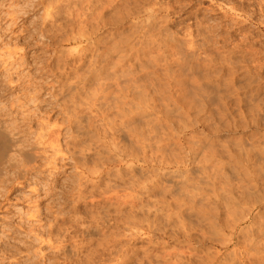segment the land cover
Masks as SVG:
<instances>
[{
    "label": "clouds",
    "instance_id": "obj_1",
    "mask_svg": "<svg viewBox=\"0 0 264 264\" xmlns=\"http://www.w3.org/2000/svg\"><path fill=\"white\" fill-rule=\"evenodd\" d=\"M189 3L0 0V137L10 146L0 159V264H123L138 229L156 230L153 213L172 219L179 211L191 214L197 223L190 231L203 238L177 240L188 250L175 256L158 251L163 240L154 238L145 258L212 264L206 250L227 244L224 214L231 219L237 206L228 193L264 201V0ZM105 8L107 27L98 34L95 21ZM68 29L81 55L103 49L87 86L60 71L63 59L56 72L47 67L48 37ZM21 36L23 47H10ZM25 48L32 63L20 55ZM53 112L67 153L58 169L49 163L54 134L46 121ZM216 113L219 124L210 119ZM127 160L135 167L122 172ZM101 171L108 173L104 191H131L134 202L89 205ZM25 184L9 202L8 190ZM157 190L177 212L161 206ZM241 239L245 250L226 249L222 264H241L242 257L264 264V242Z\"/></svg>",
    "mask_w": 264,
    "mask_h": 264
},
{
    "label": "rangeland",
    "instance_id": "obj_2",
    "mask_svg": "<svg viewBox=\"0 0 264 264\" xmlns=\"http://www.w3.org/2000/svg\"><path fill=\"white\" fill-rule=\"evenodd\" d=\"M207 4V0H205V5ZM189 6L190 7H192V8H195V7H197L198 5H197V0H190V3H189ZM106 9V10H105ZM105 9H103L102 11V13H104L103 14V16L102 15H100V13H99V17L100 18H102V19H100L101 20V22L99 21V18H98V20H96L97 21V23H96V21H95V25H96V27H97V31H98V34H99V31L101 30V29H103V28H106L107 27V24H106V22H105V17H107V15H108V13H109V9L107 10V8H105ZM101 13V14H102ZM103 21V22H102ZM104 23V24H103ZM98 24V25H97ZM46 28H51V25H46L45 26ZM69 30V29H68ZM71 30V29H70ZM70 30L69 31H67V32H56V33H52L49 37H48V41H50V43H49V46H48V49H47V54H48V56L50 57V59L48 60V62H47V67L52 71V72H56L57 71V68L58 67H60V65H61V60L63 59V67H64V69H63V67H61L60 68V71L61 72H65L66 74H64V75H66L67 77H71L72 79L74 78V77H76V75L78 76V73L76 72V71H79L78 69H80V67H81V69H83L84 71V73L82 72L80 75H82V74H89V72H90V74L92 73V72H95V67H94V63L95 64H97V59H98V57H99V59L101 60V58H100V56H103L102 54H103V49H101V48H97V50H96V54L94 55V54H92V53H86L87 54V57H86V55L83 57V59L82 60H79V59H76L77 58V53H78V50H80V46H79V44H72V43H70V42H64V40H66V38L65 37H67L71 32H70ZM54 35V36H53ZM61 38V39H60ZM58 40V41H57ZM48 41H46V42H48ZM60 41H61V43H60ZM56 44V45H55ZM23 45H24V41H23V36H21L20 37V39H19V42L16 44V45H14V46H10V47H15V48H17V49H19V48H22L23 47ZM55 45V46H54ZM3 47V45H0V48H2ZM61 48V49H63V50H65L64 51V57L62 58L60 55H56V56H52V51L54 50V49H56V48ZM71 49V50H70ZM74 49V50H73ZM44 51V49H43V46H39V47H37L36 49H35V52H36V54L37 55H40L42 52ZM69 51V52H68ZM77 52V53H76ZM68 53H69V55H68ZM101 54V55H100ZM20 55H23V56H25V58L28 60V62L29 63H32L33 62V60H32V57H33V52L32 51H30L29 49H27V48H25L24 49V51L22 52V53H20ZM76 55V56H75ZM100 55V56H99ZM86 57V58H85ZM84 58L86 59V60H84ZM98 59V64H99V62H100V60ZM75 60V61H74ZM76 60H78V61H76ZM74 61V62H73ZM80 61V62H79ZM82 61V62H81ZM83 61H84V63H83ZM75 62L77 63L78 62V64L79 63H82V64H80V65H77V67L75 66L76 64H75ZM114 62V61H113ZM66 63H67V65H66ZM69 63V64H68ZM115 63V62H114ZM113 63V64H114ZM65 65V66H64ZM74 66V68H73V66ZM68 66H69V68H68ZM71 66H72V68L73 69H71ZM80 66V67H79ZM52 68V69H51ZM77 68V69H76ZM64 71H63V70ZM68 69V70H67ZM70 70H72V71H70ZM75 70V71H74ZM68 71H69V73H68ZM80 71H79V73H80ZM73 73V74H72ZM75 73H77L76 75H75ZM69 74V75H68ZM58 75H59V73H58ZM73 75V76H72ZM261 75H264V70H261ZM90 76L91 75H88V76H85L87 79H89L90 78ZM79 77V76H78ZM78 77H76V78H74V79H77ZM82 78H84V76H81ZM80 78V77H79ZM92 78V77H91ZM91 78L89 79V80H91ZM81 79V78H80ZM88 80V81H89ZM93 90L95 89V84H93ZM229 111H231V109H229ZM48 119H47V121L46 122H48V124L49 125H52L53 126V124L55 125V124H57L58 126H60L61 125V127H64V125H63V122H62V120H60V119H58V117H59V112H53V113H49L48 114ZM210 119H215V121L219 124L220 123V113H216L215 114V116L213 117V116H210ZM54 120V121H53ZM54 122V123H53ZM56 125V126H57ZM221 143L222 144H227V140H222L221 141ZM151 154L152 153H149L148 155H150L151 156ZM153 155V154H152ZM160 155H161V157H164L165 156V154H163V153H160ZM91 157V156H90ZM61 158V159H60ZM59 158V161H57V163H56V165H57V167L59 168L60 167V162L61 161H64L65 160V158L63 157H60ZM91 158H93V157H91ZM58 163H60L59 165H58ZM133 166L135 167V161H134V163H133ZM122 167V172L124 171V170H126L127 168H125V166L124 165H122L121 166ZM57 168V169H58ZM136 173H137V175H139V169H136ZM107 175V174H106ZM108 176V175H107ZM107 176L104 178H102V182L103 183H101V184H99V186H100V188L98 189V194L97 195H94V199H92V197L89 199V201H88V203H89V205H93V204H91V201L92 200H94V201H92L94 204H96L97 202H101V203H104L105 201H104V197H108V196H110L109 194L111 193H109L108 191H106L105 193H107L108 192V195H106L105 196V193H104V190H102V189H104V183H105V185L108 183V180H107ZM97 182V181H96ZM98 184V183H97ZM103 185V186H102ZM24 187H27V185L25 184V185H21V186H18V187H11L9 190H8V197H7V199H8V201L9 202H12V203H15V198H16V196H17V193L18 192H20V191H22L23 190V188ZM101 187H103V188H101ZM106 187H107V185H106ZM239 188V187H238ZM236 189V191L237 192H239V189ZM113 191H117L118 192V194H119V196L121 197V204H123L125 207H127V206H129L127 203H129L128 201V199H126V197H123V196H128L129 195V193L131 192V191H128V190H123V191H120V190H113ZM120 191V192H119ZM103 193H104V195H103ZM132 193V192H131ZM112 194V193H111ZM121 194V195H120ZM133 195H135L134 193H132ZM208 193H206L205 195L206 196H209V195H207ZM209 194H210V192H209ZM123 195V196H122ZM229 195V194H228ZM234 194L233 193H231L230 192V196L231 197H234L233 196ZM104 196V197H103ZM163 197V193H161L160 192V190H157V195H156V197H154L155 199H160L161 200V206L163 207L165 204H167V208H168V211L169 212H173V211H176L177 212V205H175V203L174 202H170L171 201V197L169 196L168 197V199L167 200H164V198H162ZM236 197V199H237V206L239 207V206H241V207H239V209L241 210V212H242V210H247V207H249V206H251L252 204H254V203H252L251 204V202L250 201H248V200H240L241 201V203H240V201H239V199H238V197L237 196H235ZM99 200H98V199ZM123 198V199H122ZM125 198V199H124ZM128 198V197H127ZM97 199V200H96ZM102 199V200H101ZM236 199H234V200H236ZM127 200V201H126ZM103 201V202H102ZM126 201V202H125ZM252 201V200H251ZM256 200H254V202H255ZM123 202V203H122ZM247 204L248 202H249V204H251V205H246L245 203ZM43 201H39L38 202V206H41V205H43ZM125 203V204H124ZM164 203V204H163ZM187 203V202H186ZM239 204V205H238ZM246 205V206H245ZM262 205H264V201H260V202H258V209L257 210H255L254 211V214L258 211H260V213H262L261 214V216L262 215H264V210H262V209H264V207H262ZM80 206H81V204H80ZM244 206V209H242V207ZM82 208H83V204H82V206H81ZM245 207H246V209H245ZM260 207V208H259ZM176 208V209H175ZM175 209V210H174ZM260 209V210H259ZM239 210V211H240ZM262 210V211H261ZM8 211L10 212L11 211V209H8ZM199 211V210H198ZM182 212V213H181ZM181 212H178V214H177V216H175V217H172V219H167L166 217H167V213H164L163 215L161 214L160 216L158 215H156L155 213H153L152 215L153 216H155L156 217V230H153V231H148L147 230V226H143V227H140L139 229H138V231H139V233H141L142 235H139V236H137L136 238L137 239H133L131 242H130V247L129 246H127L126 248H125V258H124V260H123V264H150V261H148V260H152V258L150 257V258H145V252H144V249L145 248H147L148 247V243H149V240H152V239H161V240H163V244H164V247H162V248H160V249H158V251H162V252H164V253H166V254H170V253H173V252H178V253H184V252H186L187 253V250H188V245L187 244H183V246H181V245H179V244H177V240H180V241H184V239H185V237L187 236L188 237V241H189V243H192V244H195V242L197 241V238L199 237L200 239H202L203 238V233L201 232V231H196V232H192V231H190V228H192V227H195V225H196V221L195 220H193L192 219V217H191V214L189 213V212H187L186 211V213L187 214H185V211H181ZM244 212V211H243ZM181 215H183V216H181ZM165 217V218H164ZM262 218H264V216H262V217H260V219L258 218L256 221L257 222H254V224H250L248 221H246V219H244L242 222H241V227H247V228H249V226H250V228L252 229L253 228V232L254 233H252V234H254V235H258L259 236V234H260V236H259V239L261 240V242H264V230H261V228L260 227H262V229H264V224H260V222H262V220H264V219H262ZM178 219V220H177ZM180 219H181V221H180ZM176 220V221H175ZM261 220V221H260ZM167 221V222H166ZM169 222V223H168ZM182 223V224H181ZM259 223V224H258ZM262 223H264V222H262ZM179 224V225H178ZM176 225H177V227H176ZM259 225V226H258ZM261 225V226H260ZM132 228L134 227H136V225H135V223H133V224H131L130 225ZM252 226V227H251ZM131 227H129V228H131ZM131 228V229H132ZM246 228V230H248ZM130 229V230H131ZM258 229V230H257ZM177 230V231H176ZM187 230V231H186ZM256 231V232H255ZM189 233V234H187V233ZM186 233V235H184ZM258 233V234H257ZM192 234V235H191ZM148 235V236H147ZM183 235V236H182ZM229 235V234H228ZM189 236L190 237H192V239L191 238H189ZM194 236V237H193ZM173 237H176V239H173ZM238 237H240V236H238ZM48 238L47 237H42V241L43 240H47ZM240 240H239V242L241 241H243L242 243H239L240 245H244V244H246V241H244V240H242L241 239V237L239 238ZM195 241V242H194ZM234 243H236V239H235V242ZM3 248V246L2 245H0V249H2ZM131 248V249H130ZM167 249V250H166ZM26 251V250H25ZM209 254H214L215 256L219 253V256H218V260L220 259V256H221V258H223V256L226 254V251L224 250V249H222V247H221V245H219V244H217V245H215V246H210L207 250H206ZM129 253V254H128ZM215 253H217V254H215ZM128 254V255H127ZM211 255V257H214V255ZM223 254V255H222ZM131 255V256H130ZM134 255V256H133ZM143 256V257H142ZM129 257V258H128ZM9 259H11V257H9ZM131 259V260H130ZM148 262V263H147ZM219 263H221V262H223L222 261V259H220L219 261H218ZM156 264V262L154 261V260H152V264ZM17 264H20V262L19 261H17ZM222 264V263H221Z\"/></svg>",
    "mask_w": 264,
    "mask_h": 264
},
{
    "label": "bare ground",
    "instance_id": "obj_3",
    "mask_svg": "<svg viewBox=\"0 0 264 264\" xmlns=\"http://www.w3.org/2000/svg\"><path fill=\"white\" fill-rule=\"evenodd\" d=\"M106 10V9H105ZM108 10V9H107ZM180 9H179V5L177 6V8L175 9V11H179ZM103 11H101V13H102ZM100 13V15H102L103 16V14L104 13H102L101 14ZM99 15V16H100ZM103 18V17H102ZM102 18H100L99 17V21L101 22V20L100 19H102ZM106 18V17H105ZM103 20V19H102ZM104 21V20H103ZM102 21V22H103ZM96 23H97V21H96ZM104 24V23H103ZM98 25V24H97ZM70 30V29H69ZM68 30V31H69ZM70 34L67 36V37H65L66 38V40H64V42H70V43H72V44H78L75 40H71V39H69V37L70 36H72L74 33H73V30L71 29L70 30ZM68 33V32H67ZM54 36V35H53ZM61 39V38H60ZM58 41V40H57ZM60 43H61V41H60ZM56 45V44H55ZM54 45V46H55ZM71 50V49H70ZM74 50V49H73ZM69 52V51H68ZM103 52V51H102ZM77 53V52H76ZM68 55H69V53H68ZM86 55V57H87V54H84V55H81L80 54V50H78V53H77V58L76 59H79V60H82L83 59V57ZM101 55V54H100ZM99 55V56H100ZM103 55V54H102ZM76 56V55H75ZM85 57V58H86ZM102 56H100V58H101ZM84 58V60H86ZM98 59H99V57H98ZM98 59H97V64H98ZM100 60V59H99ZM75 61V60H74ZM73 61V62H74ZM76 61H78V60H76ZM80 62V61H79ZM82 62V61H81ZM100 62H101V60H100ZM99 62V63H100ZM115 62V61H114ZM113 62V63H114ZM83 63H84V61H83ZM69 64V63H68ZM75 66L77 67V65H80V64H82V63H79L78 64V62L76 63L75 62ZM115 64V63H114ZM66 65H67V63H66ZM83 65V64H82ZM65 66V65H64ZM73 66V65H72ZM72 66H71V69H73L74 68V66H73V68H72ZM80 67V66H79ZM82 67V66H81ZM81 67H80V69H78L79 71L81 70ZM68 68H69V66H68ZM52 69V68H51ZM63 69H64V67H63ZM62 69V70H63ZM77 69V68H76ZM68 70V69H67ZM64 71V70H63ZM70 71H72V70H70ZM75 71V70H74ZM79 71H76L77 73H78V76L85 82V86H87V82H88V80L92 77V74L94 73V72H92L91 74H90V72H89V74H82V75H80L82 72L80 71V73H79ZM68 73H69V71H68ZM77 73H75V75L77 74ZM84 73V72H83ZM64 74H66L65 72H64ZM73 74V73H72ZM69 75V74H68ZM88 75H91L90 76V78L89 79H87L85 76H88ZM66 76V75H65ZM73 76V75H72ZM77 75H76V77H78ZM81 76H84V78H82ZM76 77H74V78H76ZM78 77V78H79ZM73 78V79H74ZM92 79V78H91ZM94 88V87H93ZM51 114V113H50ZM49 118V117H48ZM54 121V120H53ZM47 124H48V122H46ZM54 123V122H53ZM49 125V124H48ZM57 124H53V126L52 125H50L51 126V130H50V133L51 134H54V135H52V139H50V141H49V152H50V155H51V160L49 161V163H50V165H52V166H54L55 168H58L57 167V165H56V163H57V161H59V158L60 157H66L67 156V153L64 151V147H65V145H64V139H65V137H64V127H61V125L60 126H56ZM73 131H75V128H73ZM9 143H8V141H7V139L6 138H3V137H0V159H3L4 157H5V155L7 154V152L9 151ZM164 154V153H163ZM152 155V154H151ZM150 156V155H149ZM102 158V157H101ZM61 159V158H60ZM62 162V161H61ZM60 162V163H61ZM92 162H93V158H91V157H89L88 158V164L91 166L92 165ZM60 163H58V165L60 164ZM133 163H134V161L133 160H127V161H125V162H123V164L122 165H124L125 166V168H128L129 166H132V167H134L133 166ZM108 175V173L106 172V171H101L100 173H99V175L95 178L96 179V181H97V183H98V185L99 184H101V183H103L102 182V178L105 176H107ZM85 175H87V173H85ZM104 177V178H105ZM105 187H106V185H108V183L105 185V183L103 184ZM102 185V186H103ZM104 187V188H105ZM99 188H100V186H99ZM101 188H103V187H101ZM239 189V191H240V188H238ZM103 190V189H102ZM114 190V189H113ZM108 191L110 194V196H108V197H104V203H112L113 201H118L119 203L121 202V197L119 196V194H118V192L117 191ZM116 190V189H115ZM106 191H104V193H105ZM108 192L107 193H105V196L106 195H108ZM120 192V191H119ZM104 193H103V195H104ZM229 194V196H230V192L228 193ZM121 195V194H120ZM207 195H209V196H211V193L209 194H207ZM217 195H220L219 193L217 194ZM123 196V195H122ZM234 196V195H233ZM94 197V196H93ZM92 197V199H94ZM123 197H126V199H128L129 201V203H127L128 205H130V204H132L133 202H134V195L130 192L129 193V195L128 196H123ZM128 197V198H127ZM231 197V196H230ZM163 198V197H162ZM232 199H236V197L234 196V197H231ZM98 199V198H97ZM96 199V200H97ZM123 199V198H122ZM125 199V198H124ZM95 200V199H94ZM94 200H92V201H94ZM99 200V199H98ZM102 200V199H101ZM237 200V199H236ZM91 201V204H94L93 202ZM127 201V200H126ZM125 201V202H126ZM240 201V200H239ZM246 201V200H245ZM103 202V201H102ZM238 202V201H237ZM251 202V204L252 203H254V204H249V202L246 204L245 202V204L246 205H251V206H249V207H247V210L245 211V210H242V212H241V210L239 209V207H241V206H236V208L233 210V212H232V214H231V219H229L228 217H229V214H228V212H225V214H224V217H225V223H227V224H230L231 225V227H229L228 229H227V231L225 232V237H228L229 239H228V242H227V244H224L223 246L221 245V247H222V249H224L225 251H226V249L227 250H235L236 252H237V254H240V253H242L244 250H245V246H246V244H244V245H240L239 243H242L241 241L239 242V238L242 236V234L243 235H247V236H249L253 241H261L260 239H259V236H260V234H259V236L258 235H254V234H252V233H254L252 230H253V228L251 229L250 228V226H249V228H247L246 226L245 227H241V222L244 220V219H246V221H248L251 225L252 224H254V222H257L256 220L259 218L260 219V217H262V216H264V215H262L261 216V214L262 213H260V211L258 212H256L255 214H254V211L255 210H257L258 209V201H255L254 202V200H252V201H250ZM90 203V202H89ZM123 203V202H122ZM240 203H241V201H240ZM125 204V203H124ZM164 204V203H163ZM239 205V204H238ZM245 205V206H246ZM81 206H82V204H81ZM80 205H78V207H80L81 209H82V207H81ZM177 207V206H176ZM192 207L194 208L195 207V205H192ZM262 207H264V205H262ZM260 208V207H259ZM176 209V208H175ZM174 209V210H175ZM242 209H244V206L242 207ZM245 209H246V207H245ZM199 210V212L200 213H202V214H204V215H208L209 214V210L207 209V208H200V209H198ZM240 210V211H239ZM260 210V209H259ZM262 210H264V209H262ZM261 210V211H262ZM244 211V212H243ZM173 212H176V211H173ZM179 212H181V211H179ZM182 213V212H181ZM185 214H187L186 213V211H185ZM154 215V214H153ZM163 215V214H162ZM160 216V215H159ZM181 216H183V215H181ZM165 218V217H164ZM262 219H264V218H262ZM178 220V219H177ZM176 221V220H175ZM180 221H181V219H180ZM261 221V220H260ZM167 222V221H166ZM262 222H264V220H262ZM262 222H260V224H264V223H262ZM169 223V222H168ZM182 224V223H181ZM259 224V223H258ZM179 225V224H178ZM259 226V225H258ZM261 226V225H260ZM131 227V226H130ZM176 227H177V225H176ZM252 227V226H251ZM132 228V227H131ZM131 228H129L128 230H130ZM134 228V227H133ZM246 228L248 229V230H246ZM261 228V230H264V229H262V227H260ZM242 230H243V232H242ZM258 230V229H257ZM177 231V230H176ZM187 231V230H186ZM256 232V231H255ZM187 233V232H186ZM186 233L184 234V235H186ZM187 234H189V233H187ZM229 234V235H228ZM258 234V233H257ZM192 235V234H191ZM148 236V235H147ZM183 236V235H182ZM238 236H240V237H238ZM194 237V236H193ZM261 237V236H260ZM189 238H191L192 239V237H190L189 236ZM137 239V238H136ZM235 239H236V243H234L235 242ZM48 240V239H47ZM43 241H45V240H43ZM42 241V242H43ZM195 242V241H194ZM196 243V242H195ZM244 243V242H243ZM247 243V242H246ZM130 247V246H129ZM131 249V248H130ZM167 250V249H166ZM129 254V253H128ZM127 254V255H128ZM169 254V253H168ZM176 254H178V252H173V253H170L169 255H172V256H175ZM183 254H187L186 252H184ZM213 254V253H212ZM212 254H209L210 255V257H211V255ZM215 254H217V253H215ZM214 255V254H213ZM223 255V254H222ZM226 255V254H225ZM225 255L223 256V258H221V256H220V259H222V261L224 260V257H225ZM131 256V255H130ZM134 256V255H133ZM218 256H219V253L215 256L214 255V260L212 261V264H221V263H219L218 261L220 260H218ZM143 257V256H142ZM129 258V257H128ZM150 258V257H149ZM131 260V259H130ZM148 261H150V260H148ZM148 263V262H147ZM154 264V263H153ZM241 264H249V261L248 260H246V259H244L243 257L241 258Z\"/></svg>",
    "mask_w": 264,
    "mask_h": 264
}]
</instances>
